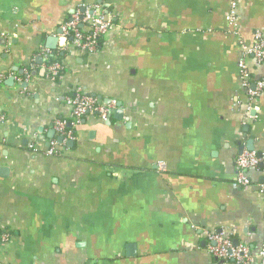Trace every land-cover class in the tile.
<instances>
[{"label":"crops","instance_id":"1","mask_svg":"<svg viewBox=\"0 0 264 264\" xmlns=\"http://www.w3.org/2000/svg\"><path fill=\"white\" fill-rule=\"evenodd\" d=\"M95 6L114 23L99 50L62 48L64 23ZM257 32L264 0H0V264H236L206 231L256 256L264 168L243 187L236 158L264 157V94L250 105L239 76ZM78 91L116 107L66 140L54 125Z\"/></svg>","mask_w":264,"mask_h":264},{"label":"built area","instance_id":"2","mask_svg":"<svg viewBox=\"0 0 264 264\" xmlns=\"http://www.w3.org/2000/svg\"><path fill=\"white\" fill-rule=\"evenodd\" d=\"M112 14L106 13L100 6L85 7L83 11L75 12L71 18L62 26L60 39L63 41L62 48H73L83 54H94L101 47L105 37L113 28ZM228 20L233 24L236 22V3L232 4V11ZM46 57L49 51L44 49ZM244 58L239 62V76L242 86L246 89L250 105L257 102L264 94V77L254 79L248 70L245 58L252 56L257 63L264 62V35L261 32L255 34V42L251 48L243 49ZM62 64L55 61L48 66L49 78L55 80L62 73ZM67 103L72 106V113L69 120L59 119L55 122V130L66 140H73L74 133L67 128L68 123L77 126L87 115H96L107 120L116 107V103L109 104L101 102L97 97L84 94L78 91L74 96L67 98ZM54 142L49 154H56ZM262 166L264 168V157L256 152L245 151L236 158L237 183L243 187L250 185L247 172L252 168ZM158 169L164 171L162 163ZM208 243L209 253L222 260H232L236 264H264V242L259 253L255 256L252 248L244 242L234 245L232 240L223 232H204ZM7 238L0 237V241Z\"/></svg>","mask_w":264,"mask_h":264},{"label":"water","instance_id":"3","mask_svg":"<svg viewBox=\"0 0 264 264\" xmlns=\"http://www.w3.org/2000/svg\"><path fill=\"white\" fill-rule=\"evenodd\" d=\"M49 42H50V48L51 49H56L57 47H58V39L57 38H51L50 40H49ZM109 103H111V101H108L107 102V104H109ZM120 106V105H119ZM119 111V113L121 114L122 113V111L121 110H118ZM60 140H62V138H60ZM253 150V147H250V151H252ZM243 153V152H242ZM241 153V154H242Z\"/></svg>","mask_w":264,"mask_h":264}]
</instances>
